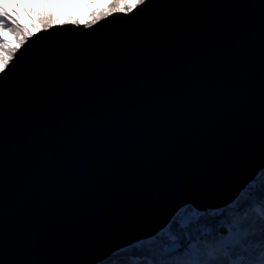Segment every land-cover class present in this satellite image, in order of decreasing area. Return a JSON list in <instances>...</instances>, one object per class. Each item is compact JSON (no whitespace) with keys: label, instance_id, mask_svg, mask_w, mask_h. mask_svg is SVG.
Returning a JSON list of instances; mask_svg holds the SVG:
<instances>
[{"label":"water","instance_id":"water-1","mask_svg":"<svg viewBox=\"0 0 264 264\" xmlns=\"http://www.w3.org/2000/svg\"><path fill=\"white\" fill-rule=\"evenodd\" d=\"M144 7L34 32L0 80V264H103L264 170V0Z\"/></svg>","mask_w":264,"mask_h":264},{"label":"snow or ice","instance_id":"snow-or-ice-1","mask_svg":"<svg viewBox=\"0 0 264 264\" xmlns=\"http://www.w3.org/2000/svg\"><path fill=\"white\" fill-rule=\"evenodd\" d=\"M21 3L31 28L18 11ZM149 3L150 0H107V7L94 10L86 20H63L53 18L50 11H29L28 0H4L0 3V80L14 71L16 55L34 35L33 28L39 32L66 23L90 28L113 15L132 18L133 13L146 11L144 6ZM10 4L14 5L12 12ZM256 180L258 185L249 186L227 208L200 212L186 204L156 235L123 251L150 257L147 264H264V176ZM221 216L229 223L226 236L219 234L209 219Z\"/></svg>","mask_w":264,"mask_h":264},{"label":"rangeland","instance_id":"rangeland-1","mask_svg":"<svg viewBox=\"0 0 264 264\" xmlns=\"http://www.w3.org/2000/svg\"><path fill=\"white\" fill-rule=\"evenodd\" d=\"M0 3H4V0H0ZM33 4L35 5L34 9L32 8ZM13 7L14 5H9L10 12L13 11ZM47 7L51 8L50 12L55 18L59 17L58 15H60L59 18L63 20H70L72 18L86 20L89 18L90 13H92L94 10L107 7V0H28V9L34 11L37 14L40 12L48 13L49 11H47ZM18 11L25 22L29 21L27 12L25 11V5L23 3H21ZM33 32L37 31L34 30ZM8 38H11L10 40L13 39L11 36Z\"/></svg>","mask_w":264,"mask_h":264},{"label":"trees","instance_id":"trees-1","mask_svg":"<svg viewBox=\"0 0 264 264\" xmlns=\"http://www.w3.org/2000/svg\"><path fill=\"white\" fill-rule=\"evenodd\" d=\"M50 9L51 8L49 7L47 11H50ZM29 11H32V10H29ZM40 13H46V12H40ZM58 16L60 17V15H58ZM53 18H55V17L53 16ZM26 23H28L30 28L32 27V24L30 21H27ZM32 30L34 31L36 29L33 28ZM259 176H264V170L260 172ZM254 184L258 185L259 182L255 179V181L252 182L249 186H252ZM249 186L247 187V189L249 188ZM227 207H224V208H227ZM209 219L211 221H214L215 229L219 232V234L224 235V236L227 235V228L229 226V223H228V220L226 218L221 216V217L209 218ZM147 259H150V257H148ZM147 259L143 256H132L131 253H125L123 251V252L115 255L114 257H112L108 261L104 262L103 264H131L132 261H134L135 264H147Z\"/></svg>","mask_w":264,"mask_h":264},{"label":"bare ground","instance_id":"bare-ground-1","mask_svg":"<svg viewBox=\"0 0 264 264\" xmlns=\"http://www.w3.org/2000/svg\"><path fill=\"white\" fill-rule=\"evenodd\" d=\"M259 175H260V174H259ZM259 175H258V176H259ZM258 176H257V177H258ZM254 181H255V180H254ZM254 181H253V182H254ZM197 211H199V210H197ZM212 211H214V210H212ZM200 212H207V211H200ZM124 249H125V248H124ZM124 249H121L120 251H118L117 253H115L114 256L117 255V254H119V253H121V252H123ZM114 256H113V257H114Z\"/></svg>","mask_w":264,"mask_h":264}]
</instances>
